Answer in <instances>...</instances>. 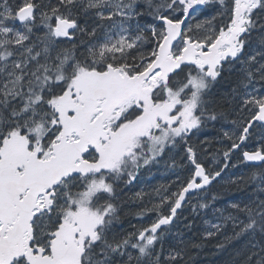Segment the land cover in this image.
Returning a JSON list of instances; mask_svg holds the SVG:
<instances>
[{
    "label": "snow or ice",
    "instance_id": "6c2138e0",
    "mask_svg": "<svg viewBox=\"0 0 264 264\" xmlns=\"http://www.w3.org/2000/svg\"><path fill=\"white\" fill-rule=\"evenodd\" d=\"M209 245L264 264V0H0V264Z\"/></svg>",
    "mask_w": 264,
    "mask_h": 264
},
{
    "label": "trees",
    "instance_id": "16d2710c",
    "mask_svg": "<svg viewBox=\"0 0 264 264\" xmlns=\"http://www.w3.org/2000/svg\"><path fill=\"white\" fill-rule=\"evenodd\" d=\"M233 173H239V169H232ZM167 181V176L163 173H157L154 175L149 181L150 184H159L164 183ZM144 187H148V185H143ZM221 185H217L213 191H218L220 189ZM235 192V190H234ZM241 196V193L235 192L234 197L232 198H238ZM132 207H135L133 205ZM128 219H132L131 216L128 217ZM132 222L135 223V220L132 219ZM125 224H127V219L125 220ZM214 249L209 245L208 248L204 249L203 253L198 257L200 264H226L227 261L230 260V255L227 252L220 253L218 255L213 254Z\"/></svg>",
    "mask_w": 264,
    "mask_h": 264
}]
</instances>
